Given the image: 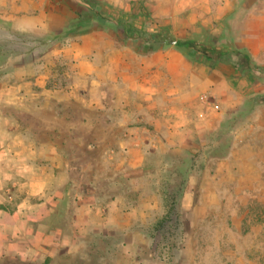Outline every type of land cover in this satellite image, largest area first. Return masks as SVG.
<instances>
[{"label": "crops", "instance_id": "0c3cea01", "mask_svg": "<svg viewBox=\"0 0 264 264\" xmlns=\"http://www.w3.org/2000/svg\"><path fill=\"white\" fill-rule=\"evenodd\" d=\"M95 1L125 13L142 2L149 15L164 22L172 34L177 36L180 31V39H196L197 30L209 34L224 29L239 31L236 47L246 49L252 61L264 64V0ZM23 4L20 0L17 7L16 0H0V13H5L0 16L4 22L0 37L16 33L38 40L45 35V11L36 8L40 15L29 17ZM122 35L120 44L113 35L104 36L97 30L79 37L75 52L66 54L77 63L73 65L76 70L72 68L67 75L66 87L55 81L54 74L47 78L41 68H36L35 74L26 72L18 64L23 56L8 60L6 81L11 82V74L16 82L0 85V205L14 201L17 207L0 209L4 220L0 238L11 242L32 236V229L41 235L47 231V236H61L58 229H46L43 222L55 218L56 191L65 185L74 193V228L120 218L128 196L112 192L118 187L119 176L120 183L124 177L140 188L139 205L147 200L155 203L157 194L147 195L146 188H150L139 184V175L151 179L170 171L172 157L186 155L188 145L201 140L206 132L216 131L226 115L238 111L252 97L251 88L241 89L223 71H211L177 48L140 53L132 47L136 44ZM204 95L212 103L206 104ZM76 103L85 110L78 122L96 145L77 144L84 153L95 151L90 165L80 166L77 173V167L66 159L70 156L68 141L76 137L67 128L60 129L62 122L68 130L77 123L74 117L61 114ZM211 104L218 105L220 112ZM237 142L236 138L229 149L232 157L237 154ZM98 158L103 159V167L91 165ZM106 181L109 185L103 190Z\"/></svg>", "mask_w": 264, "mask_h": 264}, {"label": "rangeland", "instance_id": "374dc122", "mask_svg": "<svg viewBox=\"0 0 264 264\" xmlns=\"http://www.w3.org/2000/svg\"><path fill=\"white\" fill-rule=\"evenodd\" d=\"M22 1L29 17L40 15L36 8L45 11V35L38 40L26 39L16 33L1 35L0 85L16 82L11 74V82L6 81L9 78L8 60L23 56V61L18 64L26 72L35 74L36 68H41L47 78L51 79L54 74L57 76L55 81L66 87L67 75H71L72 68H77L73 67L76 61L68 59L66 54L75 52L79 37L96 30L104 36L113 35L118 44L123 37L120 28H93L76 37H67L63 32L62 36L55 37L73 18L77 4L84 8L87 5L79 0ZM16 4L20 7V0H16ZM140 19L146 30L152 32H161L167 26L150 15ZM3 23L0 17V27H4ZM168 30L173 33L170 28ZM197 31V41L227 46L230 50L236 49L241 39L239 31L229 29L211 34ZM188 33L192 34L190 30ZM180 35L183 34L179 31L178 37L174 36L180 39ZM137 46L132 45L133 49ZM144 52L147 50L142 47L140 53ZM199 60L196 62L211 71H223L231 83L241 89L251 88L253 94L238 111L226 115L216 131L206 132L201 140L188 145L187 156L172 157L168 163L170 171L151 179L139 175V184L150 188H146L147 195L157 194L155 203L147 200L139 205L140 188L133 187L124 177L120 183L119 176L118 187L112 192L121 191L128 196L120 218L114 217L115 220L109 223L105 219L100 221L102 224L98 221L79 229L74 228L77 224L74 193L65 185L56 191L59 198L55 218L42 221L46 229H58L61 236H47V231L41 235L32 229V236L16 237L11 242L0 238V264H264V64L253 59L263 68L262 74L256 75L246 68L236 70L230 63ZM202 98L206 104L212 103L207 95ZM213 106L220 112L218 105ZM61 114L77 121L70 125V130L63 122L60 126L61 130L67 128L76 137L75 141H68L70 156L66 159L77 167V173L80 166L90 165L95 152L85 150L84 153L77 144L95 147V141H91L90 132L78 122L85 115L81 103L71 105ZM236 138L239 140L238 151L232 157L229 149ZM99 160L91 165L103 167V159ZM85 178L88 181L86 174ZM106 182L103 190L109 185ZM140 206L143 208L138 210ZM16 207L14 201L0 205V209L7 211ZM3 221L0 219V231L4 230ZM3 251L6 254L1 256Z\"/></svg>", "mask_w": 264, "mask_h": 264}, {"label": "trees", "instance_id": "16d2710c", "mask_svg": "<svg viewBox=\"0 0 264 264\" xmlns=\"http://www.w3.org/2000/svg\"><path fill=\"white\" fill-rule=\"evenodd\" d=\"M79 1L87 5V8L77 4L78 9L74 12L73 18L64 26L62 32L55 37L62 36L63 32L67 37H76L87 33L93 28H120L125 39L138 44V51L142 47H145L147 52L177 48L192 61L204 58L219 64L223 62L230 63L233 68L239 71L241 68H246L250 74L261 75L263 72V68L252 61L248 51L244 48L230 50L227 46L199 42L196 39H177L169 33L168 27H164L161 32L146 30V26L140 18L148 17L149 13L142 2H137L129 13H125L105 2L95 0ZM237 56H240L241 59Z\"/></svg>", "mask_w": 264, "mask_h": 264}]
</instances>
